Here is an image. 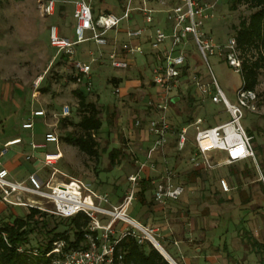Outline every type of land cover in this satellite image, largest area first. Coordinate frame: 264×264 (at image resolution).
<instances>
[{"label": "rangeland", "instance_id": "rangeland-1", "mask_svg": "<svg viewBox=\"0 0 264 264\" xmlns=\"http://www.w3.org/2000/svg\"><path fill=\"white\" fill-rule=\"evenodd\" d=\"M127 1L95 0L96 15L108 11L122 16ZM140 2L141 0H135L134 6L140 5ZM41 4L42 0H0V150L6 147L16 150L24 144L28 145L31 133L36 134L39 142L43 141L48 129L44 117L34 119L36 125L33 130L23 129L22 123L34 110L44 109L48 122L54 124L50 129L60 137L59 146L64 152V157L57 167L67 175L59 172L55 181L59 183H68L71 179L82 181L88 188L101 194H108L112 204L120 205L130 188L128 177L139 170L138 161L145 160L141 148L148 144L147 136L144 131L142 134V126H137L136 121L153 116L149 103L151 97H156L159 92L157 86L150 84L153 79L152 65L155 60L152 56L147 58L138 54L130 58V68L124 71L112 65L108 54L101 56L100 50H108L109 46L99 47L92 40L77 45L74 54L75 62L86 63L91 67L92 89L88 91L86 79L83 83H76L73 80L75 71L72 62L68 58L56 57L58 49L50 44L51 25H57L66 30L68 38H75L73 4L68 3L55 16L49 17L43 15ZM250 13L251 10L246 6H241L234 11L230 7L229 0H220L217 2L215 17L206 22L204 30L217 42L227 43L235 35L234 26L239 24L242 17ZM127 25L126 21L122 22L121 30H126ZM145 48L150 50L151 46L145 44ZM188 48L193 52L194 58L201 61L200 68L204 73H208L207 65L201 59L195 43L189 44ZM91 52H94V55ZM93 58H98V61H93ZM209 60L228 98L234 101L235 89L243 85L242 75L229 68L218 56L210 57ZM42 77L45 79L37 87ZM114 77L121 79L120 84L117 85L112 81ZM43 88L48 90L44 92ZM117 88L120 89L119 94L116 93ZM80 89L85 90L88 100L95 102L101 109L103 126L97 136L100 143L99 159L90 157L65 140V136L72 131L73 127L62 126L61 113L63 107L67 105L71 108L69 118L76 122L80 120L81 116L77 110L79 99L75 94V90ZM191 89L185 86L178 90V102L169 112V118L174 124L182 125L183 122H186L183 125L189 124L191 114L196 119L204 118L209 125H216L230 119L223 104H214L210 100L202 101L201 97L196 96V89L191 94L193 96L191 100H194L196 109H190L188 103ZM256 90L259 94L258 112L247 111L243 125L254 136L257 162L248 160L246 164L223 166L197 175L191 172L188 150L180 152L175 150V147H171L160 156L158 171L163 173L166 170L164 164L166 160L175 178L179 179L185 187L183 198L187 199H182V203L187 204L185 208L191 217H196L198 211L205 207L211 211L219 210L221 213H226L232 228L240 223L249 227L253 221L261 224L258 214H255L257 218L253 219L251 213L252 210L257 213L256 208L260 203L253 199L249 204H244L239 199L240 193L246 190L251 195L258 196L264 205V188L260 182L262 181L264 185V71L259 76ZM143 128H147V123ZM190 132L194 137V130L191 129ZM114 149L124 152V158L120 163L111 162L110 154ZM44 151L55 153L57 146L55 143H47ZM213 159L220 158L216 154ZM222 177L230 182L233 188L230 193H224L221 190L219 180ZM148 192L149 202H151L152 191ZM30 198L38 200L39 207L43 208L41 210L48 213L44 217L48 228L43 227L40 222L31 237V247L36 250L39 244L48 240L49 229L63 231L67 226L52 212L53 204L35 196ZM138 198H140L139 192L131 205L129 215L143 221L141 218L146 210L144 211ZM25 212L26 207L0 205V217L5 220L23 215ZM148 212L152 211L148 210ZM116 227L119 230L123 227V223H117ZM138 232L145 236L142 231L138 230ZM164 234L166 235V232ZM261 235V229L254 231V236ZM176 237L180 240L179 235ZM155 238L159 239L161 246L165 247L176 261L179 259L177 247L174 244H168L165 239L156 236Z\"/></svg>", "mask_w": 264, "mask_h": 264}, {"label": "built area", "instance_id": "built-area-1", "mask_svg": "<svg viewBox=\"0 0 264 264\" xmlns=\"http://www.w3.org/2000/svg\"><path fill=\"white\" fill-rule=\"evenodd\" d=\"M95 0H75L74 39L63 37L57 25H51L49 30L50 44L69 59H73L75 46L93 40L99 46L109 43L107 33L119 29L125 19H130L133 13L143 15L147 26H129L126 29L130 41L141 39L148 26L156 23V14H166L168 30L157 27L149 35L151 51L155 62L152 66L154 84L159 88L158 95L150 100V106L156 115L146 123L147 132L153 138L151 147L145 151V160L140 161L139 170L128 177L129 191L120 205H112L108 194L98 193L88 188L82 181L71 179L68 183L76 184L77 190L68 188L66 183H55L53 178L57 175L54 169L52 178L42 181L37 175L31 174L27 182H19L10 178V171L0 165V205L21 207H39V201L30 197H38L53 204V213L62 218H71L78 213H85L90 218L86 232L89 248H80L67 253L62 252L63 243H56L55 254L62 256L55 258L52 264H125L122 256L115 255V246L126 235L150 240L154 245L159 243L153 232L143 227L129 215V209L141 189L144 180V170L158 172V157L167 149L170 141L174 139L178 151H186L191 143L194 149L189 154V165L197 171L209 172L223 166H230L252 160L257 162L254 146V137L243 125L246 112H258L259 94L257 90L247 89L245 84L236 92L234 101H231L213 67L210 57L218 56L227 66L235 72L242 73V59L237 39L233 36L227 43H219L204 30L208 20L215 17L217 2L220 0H141L140 5L134 6L135 0H128L122 16L112 12H101L96 15ZM157 2L160 8L151 3ZM57 0H42L44 16H53L57 9ZM91 34V36H88ZM195 43L199 55L207 65L208 73L200 74L189 63V44ZM127 54H145L142 44L133 45L131 42L123 45ZM112 65L121 70L129 69V62L121 59L116 51L110 54ZM76 82L83 83L86 79L87 89H92L91 67L89 64L74 62ZM43 77L40 79L39 87ZM183 85L196 88L203 100L210 99L214 104H223L230 119L217 125L207 124L204 118H193L187 125L178 127L169 118V112L174 105L173 92ZM116 93H120L117 88ZM34 116H46L45 110L35 111ZM71 116V108L64 106L61 117ZM137 120V126L146 124ZM24 128H33V123L24 124ZM194 130V137L191 136ZM47 143L59 145L60 137L53 131L46 133ZM36 147V146H35ZM224 152L226 157L214 160V155ZM62 154H47L45 164L54 167ZM159 177L152 180L154 185V200L165 205L168 201H178L185 193V187L174 182V172L168 168ZM222 190L226 193L232 191L227 178L219 180ZM66 186V188H65ZM24 197L27 199L24 200ZM122 222L127 228L117 236L116 225ZM142 231L145 236L141 235ZM160 244V243H159Z\"/></svg>", "mask_w": 264, "mask_h": 264}, {"label": "crops", "instance_id": "crops-1", "mask_svg": "<svg viewBox=\"0 0 264 264\" xmlns=\"http://www.w3.org/2000/svg\"><path fill=\"white\" fill-rule=\"evenodd\" d=\"M57 1L58 3H57V9H56L55 15L59 13L62 8L66 7L68 3L73 4L75 0H57ZM151 5L155 8L161 7L160 4L157 2H153L151 3ZM95 11H96V8H95ZM156 19H157L156 23L148 26V30L145 32V35L141 39H135L133 41H130L128 39L126 30H121L120 27L118 30L117 29L110 30L107 33V38L109 39V43L105 45V46H109V49L105 51L101 49L100 50L101 56L102 55L104 56V54H108V58L110 59V54L116 51L117 53H119V57L121 59H126L129 62L131 60L130 59L131 57H135L136 55L139 54V53L127 54L123 50V45L125 43L131 42L133 45H136V44L143 45L145 49V54H141V55H144L147 58L150 56L154 58L151 49L147 50L145 48V44L150 45L149 35H151L157 27H164L165 29L168 30L166 14L158 13L156 14ZM124 21L128 23L127 28L129 26H134V27L147 26L144 21L143 15L139 12L133 13L130 19H125L122 22ZM73 27L75 30V24H73ZM65 31L66 30H63L60 28L61 35L63 37L68 38L66 36ZM113 31L115 32L112 33ZM99 47H103V46H99ZM188 50L190 49L188 48ZM91 54L94 55V52H91ZM58 56L69 59L68 56L64 55L62 52H59V51L56 52V57ZM69 60L72 62V66H73L75 62L74 57L73 59H69ZM92 60L98 61V58H93ZM154 62H153V65H154ZM189 63L193 65V68L197 69L198 73L203 74V75L205 74L204 71L200 68L201 61L199 59L194 58V54L191 50L189 53ZM76 73L77 71H75V74ZM150 84H152L153 86H156L154 84L153 79ZM185 86H187L190 89L192 87L189 85H183L181 88H184ZM194 89L196 88L192 87V89L189 90V93L191 96L189 100L192 99L193 97L191 94L194 93ZM196 93H197L196 96L198 95L199 97H201L202 101L210 100V99L203 100L202 96L200 95L197 89H196ZM152 98L153 97H151V99ZM173 99H174V105H175V103L178 102V99H179V91L173 92ZM149 108L153 111V116L149 118H144L143 121H145V123L150 118L156 115V112L150 106V103H149ZM189 108L196 109L194 100H193V107H189ZM38 110H44V109H36L34 110V112ZM34 112H31V114L28 117L26 116L27 118H25L24 122L22 123V127L25 130H33L36 125L34 119H36L37 117H44L45 125L48 128L44 134V140L39 142L36 139V134L34 135V133H31V138H30V142L28 145L24 144L23 146L18 147L16 150H10L7 147L0 150V165L10 171V178L12 180L19 181V182H27L28 177L31 174H35L42 181L47 182L48 180L52 178V173L54 169L57 170V173L61 172L62 174L67 175L63 171H60L57 167V164L64 157V152L62 148L56 144L57 151L55 153L44 151L47 148V142L45 140L46 133L52 131L50 128H52L54 124H50L48 122L47 114L46 116H34L33 115ZM193 118L194 117L191 114L189 116V121H191ZM26 123H33V128H24V124ZM183 123H186V122H183ZM183 123H181L182 125H177V126L181 127L183 126ZM184 125H187V124H184ZM143 126L141 127V131H142V134H143V131L145 132L147 136L146 140L148 142L146 147L141 148L143 152V158L145 159V151L149 147H151L153 138L148 134L147 128L144 129ZM171 147H175L174 139L170 141V144L168 145L167 149H171ZM193 149H194V146L191 143H189L186 149L189 151V154L191 153ZM175 150H177L176 147H175ZM59 152H61L62 156L56 162L54 167L46 166L45 164L46 155L47 154H58ZM217 155L219 156V158L226 157V153L224 152H220ZM159 159H160V156L158 157V160ZM140 161L141 159L138 162ZM160 161L161 160H159V162ZM241 163L246 164L247 161L241 162ZM237 164H240V163H237ZM191 168H192L191 172L193 173L198 172L197 170L193 169L192 166ZM144 172H146V174H143V176L145 177L144 179L147 181H150L151 183L150 184L151 187L148 190V191L150 190L152 191L151 192V202H149L150 195L148 191L145 194V197H146L145 204H143L140 198H138V200L142 204L144 211L146 210L145 212H143L145 213L144 215H142L143 218H141L143 219L144 222L138 219H135V218L134 219L137 222H139L143 227L151 230L157 238L165 239V241L168 244H174V246L177 247V255L179 258L177 261L179 262V264H264V205L262 204L261 199L258 196L255 197L245 190L240 193L239 199L241 203H244V204H249L250 202L253 201V199L257 200V202L260 203V205H258V207L256 208L257 213H255L254 210H252L251 213L253 214V217H252L253 219L256 216L255 214H258L257 216H259L262 221L261 224L259 225L258 222L255 223L253 221L251 222L249 227H246V225L240 223V224H237V226H234V228H232V225L230 224V219L226 218V213H221L219 210L211 211L204 207L202 208L201 211H198L196 217H191L190 214L187 213V209L185 208L187 204L182 203V199L183 200L187 199V198L185 199L183 198L185 193L178 201H168L165 205H161L157 203L154 200V185L152 183V180L159 177L161 172L159 171L153 172L151 170H145ZM199 172L202 173L204 171H199ZM53 180L55 181V178H53ZM174 182L176 184H181L179 179L177 178H174ZM55 183H59V182L55 181ZM141 190H142V184H141L140 191ZM254 204H255V201H254ZM148 210H151L152 212H148ZM154 212H156L157 214H155ZM126 228H127V225L124 223H123V227L120 228L119 230L116 227L117 235L119 234L120 236L121 232H123ZM258 229H261L262 231V235L260 237L254 236V231ZM165 232H166V235L164 234ZM176 235H179L180 240L176 237ZM163 248L165 249V247ZM168 254L174 260L176 259L169 252Z\"/></svg>", "mask_w": 264, "mask_h": 264}, {"label": "trees", "instance_id": "trees-1", "mask_svg": "<svg viewBox=\"0 0 264 264\" xmlns=\"http://www.w3.org/2000/svg\"><path fill=\"white\" fill-rule=\"evenodd\" d=\"M229 1L234 11L241 6H246L251 10L248 16L242 17L239 24L234 26V37L237 39L241 53V74L245 87L256 90L259 76L264 71V0ZM44 79L45 77L41 83ZM73 80L76 82V74L73 75ZM112 81L118 85L121 79L114 77ZM42 90L46 92L48 88ZM85 93L82 89L75 90L79 99L77 110L81 116L80 120L76 122L69 118L70 116L64 117L61 119V124L65 128L73 127L72 131L65 136L67 143L76 146L90 157L99 159L100 143L97 136L103 126L101 109L95 102L89 101ZM188 106L193 107V100H189ZM110 158L113 164L120 163L124 158V152L114 149ZM195 173L200 174L199 171ZM260 182L264 188L263 182ZM150 184V181L145 179L142 181V190L139 195L143 204L146 202L145 194L151 187ZM47 215L46 211L37 207H26L23 215L7 220L0 217V264H52L55 258L62 256V254L53 252L56 243L61 242L64 244L63 253L89 248L85 235L90 218L81 212L71 218L60 217L67 228L63 231L49 229L48 240L39 244L36 250L32 249L31 237L39 223L42 222V226L48 228V223L44 218ZM115 255L122 256L125 264H171L150 240L144 239L140 242L139 238L133 235L122 237L115 246Z\"/></svg>", "mask_w": 264, "mask_h": 264}, {"label": "water", "instance_id": "water-1", "mask_svg": "<svg viewBox=\"0 0 264 264\" xmlns=\"http://www.w3.org/2000/svg\"><path fill=\"white\" fill-rule=\"evenodd\" d=\"M233 70V69H232ZM234 71V70H233ZM238 73V72H237ZM239 74H241V73H239ZM242 75V74H241ZM243 78V77H242ZM244 86V80H243V85L241 86V87H243ZM240 87V88H241ZM240 88H237V89H235V95H236V92H237V90H239ZM157 244H155V247L166 257V259L171 263V264H178L167 252H166V250L164 249V248H162L167 254H168V257L157 247V245H159V243L158 242H156Z\"/></svg>", "mask_w": 264, "mask_h": 264}, {"label": "bare ground", "instance_id": "bare-ground-1", "mask_svg": "<svg viewBox=\"0 0 264 264\" xmlns=\"http://www.w3.org/2000/svg\"><path fill=\"white\" fill-rule=\"evenodd\" d=\"M67 185H68V188H70V189H75V190H77V187H76V184L74 183V184H70V183H66ZM65 188H66V186H65ZM157 247L168 257V252L166 253L162 248V246H161V244H159V245H157Z\"/></svg>", "mask_w": 264, "mask_h": 264}]
</instances>
